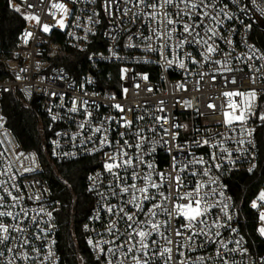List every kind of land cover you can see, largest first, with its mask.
I'll use <instances>...</instances> for the list:
<instances>
[{
  "label": "built area",
  "instance_id": "built-area-1",
  "mask_svg": "<svg viewBox=\"0 0 264 264\" xmlns=\"http://www.w3.org/2000/svg\"><path fill=\"white\" fill-rule=\"evenodd\" d=\"M10 2L11 6L23 8V17L27 14L39 16L40 24L25 19L26 22L11 53L4 55L0 48V73H2L0 141L3 142L0 143V152L5 153L3 157H0V161H3V167H7L11 162V171L20 173L14 183L19 186L25 196L24 205L35 210L44 207L46 211L52 212V219L49 221L52 226L49 227L48 224L43 223L40 225L41 228L48 230L47 240L33 241L34 245L41 247L44 251L39 257L35 253H30L33 259L25 260L23 264H64L58 249L59 224L56 216L61 203L55 198L51 180H60L72 190L70 183L64 179L60 171V165L81 158L90 159L91 169L85 178V188L92 199L91 210L83 224V232L95 264H106L105 257L94 250L88 240L103 242L113 239L105 231L110 217L103 208L105 204H116L118 201L112 198L104 200L99 195V193H107V185L112 180L103 168L104 152H111L112 149L105 148L103 151L94 152L93 149L98 146V143L85 144L83 136H77L75 140L71 139L73 135L80 132L77 125L84 120L83 110L80 113L68 111L72 107L73 99L89 102L87 110L92 113L93 127L107 117L119 118L123 115L110 105L119 103L126 110L132 107L134 111L126 112L127 117L134 120L137 127L145 130L144 135L148 139L143 144V158L153 165L156 172L172 171L173 156L178 155L176 144L184 148V152L179 153L181 157L191 152L196 157L203 156L208 159L210 149L207 146L197 148L193 143L207 135L205 129L208 133L217 131L222 133L223 136H217V140L230 137L231 139L225 140L224 146L228 148L232 156L228 157L225 154V159L218 161L223 165L219 171L212 170L211 177L217 180L212 187H215L217 192L224 193L223 197L216 196L215 199L229 205V212L233 217L230 227L237 229L235 233L221 229L222 239L228 241L242 238V242L240 250L223 253V255L229 260V264H264V236H261L257 230L261 226L258 210L251 207L252 201L261 191H264V180L249 203V216L241 213L230 191V181L235 173L252 174L260 164L258 132L261 127H264V120L259 118L261 114H264V106L261 108V105H264V94H260L264 89V81L258 79L256 84L250 82L249 77L254 74V71L249 70V65L254 70L257 66L264 64V60H248L247 57L250 54V45H254L260 53H264L254 38L256 32L264 33V0H217L219 8L227 5L226 12L233 17L232 19L218 17L222 21L219 26L220 33L232 43L217 39L216 44L219 45L220 51L213 54V59L221 61L227 59L231 68L242 69V71L231 72L224 71L215 63L203 62L199 55L203 49L196 45L185 46L184 52H191L200 63L192 64L185 61L186 67L183 69L178 67V63L169 65L159 53L147 50L149 44L155 47L158 42L146 41L142 38L141 33L144 37L151 35L146 23L141 19L127 22L128 17L138 11L131 4L127 5L132 7L128 17L116 12L115 6L114 15L109 17L103 8L104 0H94V2L43 0L42 4L40 0H26V2L10 0ZM53 3H64L70 10L71 15L66 18L64 28H60L57 23L63 14L52 8ZM28 4L36 5V7L29 8ZM120 7L123 8L125 5L121 4ZM93 12L98 15L93 16ZM44 24L51 26L49 32L42 30ZM26 32H31L33 35L28 38L27 43H24ZM129 37L132 39L130 40ZM228 52L231 55L226 57L225 53ZM168 58L174 59V56ZM217 69L219 71H216ZM200 73H208V75H204L201 79ZM145 75L148 77L147 80L142 78ZM213 75L216 76L215 81L212 80ZM256 75L260 74L256 73ZM225 77H235L236 84H225ZM137 84L139 88L136 87ZM179 84H183L186 90L179 89L177 87ZM125 88L128 89L126 95ZM149 88L152 89L151 92L147 90ZM251 88H256L258 92V99L253 105L255 115H252L246 124H237L235 130L222 126L219 123L223 120L221 106L226 107V98L221 95L222 92L234 89L247 91ZM9 94L15 95L25 105L35 109L42 138L40 150L23 147L10 126L3 103L5 96ZM61 96L63 99L60 98ZM162 100L165 103L160 105ZM184 101L190 102L191 107H188ZM209 104H215L217 111L214 112L209 108ZM159 107H163L165 111L159 112L157 110ZM53 115L57 116L55 121L52 120ZM138 116H143L144 119L136 121L135 118ZM155 116H167L170 123L187 126L175 130L179 135L173 142L171 151H169V145L165 143L170 137L163 131V128H169V124H164L161 128L154 120ZM104 127L108 129L109 124L106 122ZM152 128H155V132L149 131ZM118 131L123 129L117 128L113 122L108 133L109 138L119 139ZM86 134L91 135V132ZM126 138L132 143L136 142L131 140V137ZM93 139L95 140L96 137L94 136ZM239 140H244L245 143L240 145L237 143ZM135 151V149L129 150L130 154ZM18 153L24 155L17 159ZM26 156H34L35 161L25 159ZM187 159H191V156ZM184 162L186 160H181V163ZM25 168L34 170L26 172ZM249 168H252L251 172L248 171ZM138 171L146 172L148 169L141 165ZM0 179H7V177H0ZM195 179L207 180L208 178L197 176ZM163 190L167 191L166 188ZM187 190L182 189V191ZM14 194L19 193L14 192ZM37 195L40 196L39 201L27 199L28 196ZM73 208L74 204L72 215ZM0 210L16 212L19 209ZM213 213L219 215V209H214ZM97 216L99 219H94ZM3 219L7 224L14 223L10 217ZM42 219L48 220V217L43 216ZM172 223L173 227H178L176 221ZM120 230L123 232L122 224ZM119 242L118 240L117 243ZM159 242L161 245L164 243L163 240ZM12 244L14 245L15 241ZM103 246L107 248L112 245ZM216 247L217 245L207 244L204 248L188 252L187 255L193 259L203 256L208 260V264H222L215 254ZM228 247L231 249L235 245L229 244ZM243 249H247L246 254L242 252ZM48 250L54 253L50 262L42 260V256ZM78 257L82 264L80 251H78ZM8 259H12L10 252H6L5 258L0 259V264H5ZM177 259L180 257L177 256ZM13 264H21V261L15 260ZM125 264L128 262L125 261ZM156 264H162L159 258H156Z\"/></svg>",
  "mask_w": 264,
  "mask_h": 264
},
{
  "label": "snow or ice",
  "instance_id": "snow-or-ice-1",
  "mask_svg": "<svg viewBox=\"0 0 264 264\" xmlns=\"http://www.w3.org/2000/svg\"><path fill=\"white\" fill-rule=\"evenodd\" d=\"M22 2H26V0H22ZM88 2H94V0H88ZM40 3L42 4L43 0H40ZM121 4L125 7L121 8ZM129 4L138 9L132 13L131 17H128L129 12L132 11V7H127ZM51 6L62 12L63 15L57 23L60 28H64L66 18L71 15L70 10L64 3H53ZM114 6L116 12L128 17L127 22L141 19L146 23L151 35L144 37L141 33L142 38L146 41L155 40L158 42L155 47L149 44L147 50L159 53L169 65L178 63V67L183 69L186 67L185 61L192 64L200 63L191 52H184L185 46L196 45L203 49L199 53L203 62L220 65L226 72L242 71V69L231 68L227 59L224 61L213 59V54L220 51L219 45L216 44L217 39L232 43L219 31L222 21L218 17L233 18L226 12L227 5H224V8H219L217 0H151V2L150 0H104L103 8L109 17L114 15ZM13 7L16 12H21L19 6L13 5ZM28 7L32 8L36 5L28 4ZM92 15L97 16L98 13L93 12ZM24 18L40 24V18L35 14H27ZM50 27V25L44 24L42 30L49 32ZM32 35L31 32H26L24 43H27L28 38ZM174 38L175 42L173 43ZM129 39L131 40L132 37ZM249 49L248 60H264V53H260L254 45H250ZM230 55V52L225 53L226 57ZM169 56H174V59L168 58ZM249 70L254 71V74L249 77L252 84H256L258 79L264 81V64L257 66L254 70L249 65ZM256 73L260 75H256ZM199 75L203 79V76L208 73ZM142 78L148 79L146 75ZM212 80H216L215 75L212 76ZM224 82L225 84H236L237 81L235 77H225ZM136 87L139 88V85L137 84ZM177 87L186 90L183 84H179ZM147 90L152 91L151 88ZM127 92L128 89L125 88V95ZM260 94H264V89ZM221 95L226 98V107L221 106L223 120L219 123L222 126L235 130L237 124L244 125L252 115H255L253 105L258 99L256 88L247 91L228 90L222 92ZM60 98L63 99V96ZM111 99H115V97H111ZM88 103L87 100L73 99L71 101L72 107L68 111L80 113L83 110L84 115V120L77 125L80 132L73 135L71 139L75 140L77 136H83L85 144L98 143V146L93 149L94 152L103 151L105 148L112 149L111 152H104L103 162L104 171L112 177V180L107 185V193H99V195L104 200L112 198L118 201L116 204H105L103 208L110 217L105 231L113 239L103 242H94L89 239V245L105 257L106 264H125V261L128 264H156V258H159L162 264H188V262L190 264H208L205 257L197 256L193 259L187 253L204 248L207 244H213L217 245L215 254L220 258L222 264H229V260L223 253L240 250L242 238L241 240L228 241L222 239L221 229H227L232 233H235L237 229L230 227L233 217L229 212V205L215 199L216 196L223 197L224 193L217 192V189L212 187L217 183V180L211 177V172L213 169L219 171L223 166L218 161L225 159V154L228 157L232 156V153L224 146L225 140L231 138L224 137L217 140L216 137L223 136L222 133L219 131L208 133V130L205 129L207 135L193 143L197 148L207 146L210 149L208 159L203 156L196 157L191 152L185 153V156L181 157L179 153L184 152V148L182 145L176 144L178 155L173 156L172 171L168 173L156 172L153 165L143 158V144L148 139L144 135L145 130L137 127L135 121L127 117L126 112H133L134 109L129 107L126 110L119 103L110 105L123 115H120L119 118L107 117L93 127L92 113L87 110ZM164 103L163 100L160 101V105ZM184 103L191 107L190 102L184 101ZM208 107L214 112L217 111L215 104H209ZM157 110L165 111L163 107H159ZM259 118L264 120V114H261ZM56 119L57 116L53 115L52 120ZM143 119V116L135 118L136 121ZM154 120L161 128L164 124H169V128H163V131L170 137L165 143L169 145V151H171L172 144L179 135L175 130L187 126L170 123L167 116H155ZM106 122L109 124L108 129L104 127ZM113 122L117 128L123 129V131L117 132L119 139L109 138L108 133ZM149 131L155 132V128L149 129ZM86 132H91V135H87ZM126 137H131V140L136 142L132 143ZM0 143L3 142L0 141ZM237 143L243 145L245 141L239 140ZM130 149L136 151L130 154ZM4 155V152H0V157ZM23 155V153H18L17 159ZM188 156H191V159H187ZM25 159L35 161L34 156H26ZM181 160H186V162L181 163ZM232 162L234 163V161ZM141 165L145 166L148 171H138ZM11 169V162L7 167H3V161H0V177H7V179H0V209H19L16 212L0 210V259L5 258L6 252H10L12 259L6 260L5 264H13L15 260H19L23 264V261L33 259L30 253H35L39 257L44 251L41 247L34 245L33 241L47 240L48 230L41 228L40 225L43 223L48 224L49 227L52 226L49 223L52 219V212L46 211L44 207H40L39 210L30 209L23 204L25 196L19 186L14 183L20 173H13ZM33 170L32 168L24 169L26 172ZM248 171L251 172L252 168H249ZM197 176L208 179L197 180L195 179ZM189 177L193 179L190 180ZM165 188L167 191L163 190ZM182 189L188 190L182 191ZM14 192L19 194H14ZM27 199L39 201L40 196H28ZM251 207L258 210V220L261 226L257 230L261 236H264V210H261L264 208V191H261L252 201ZM214 209H219L220 214L214 215ZM43 216H47L48 220H43ZM5 217H10L14 223H5L3 219ZM94 219H99V216ZM173 221L177 222L178 227H173ZM121 224L123 232L120 230ZM118 240L119 243H117ZM160 240L164 241L163 245L160 244ZM13 241H15L14 245ZM229 244H234L235 247L230 249ZM103 245L112 246L105 248ZM242 252L246 254L247 249H243ZM53 255L54 253L48 250L42 256V260L50 262ZM177 256L180 259H177ZM97 258L99 259V256Z\"/></svg>",
  "mask_w": 264,
  "mask_h": 264
},
{
  "label": "trees",
  "instance_id": "trees-1",
  "mask_svg": "<svg viewBox=\"0 0 264 264\" xmlns=\"http://www.w3.org/2000/svg\"><path fill=\"white\" fill-rule=\"evenodd\" d=\"M25 22L23 15L11 6L10 0H0V48L4 55H9L15 48ZM254 38L264 51V33L256 32ZM1 76L2 73L0 78ZM3 103L9 124L22 146L40 150L42 138L35 109L25 105L13 94L6 95ZM263 106L262 104L261 108ZM258 142L260 164L256 171L252 174L235 173L230 181V191L241 213L245 216L250 215L249 203L264 180V127H261L258 132ZM90 169L89 158H81L60 165V171L64 179L70 183L72 190L60 180H51L55 198L61 203L56 216L59 224L58 249L64 264H81L78 251L81 253L82 264H95L83 232V224L92 205L91 196L85 188V178ZM73 204L74 214L72 215Z\"/></svg>",
  "mask_w": 264,
  "mask_h": 264
},
{
  "label": "rangeland",
  "instance_id": "rangeland-1",
  "mask_svg": "<svg viewBox=\"0 0 264 264\" xmlns=\"http://www.w3.org/2000/svg\"><path fill=\"white\" fill-rule=\"evenodd\" d=\"M13 7V6H12ZM20 8H21V14H24V10H23V8L21 7V6H19ZM14 8V7H13Z\"/></svg>",
  "mask_w": 264,
  "mask_h": 264
}]
</instances>
